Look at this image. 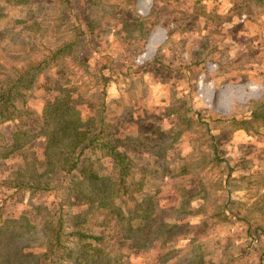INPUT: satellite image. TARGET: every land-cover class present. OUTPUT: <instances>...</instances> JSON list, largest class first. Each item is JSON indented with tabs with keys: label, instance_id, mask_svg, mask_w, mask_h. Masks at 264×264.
Masks as SVG:
<instances>
[{
	"label": "rangeland",
	"instance_id": "374dc122",
	"mask_svg": "<svg viewBox=\"0 0 264 264\" xmlns=\"http://www.w3.org/2000/svg\"><path fill=\"white\" fill-rule=\"evenodd\" d=\"M127 1L0 0V84L41 65L15 116L0 124V264H264L254 234L264 229V115L247 126L244 119L254 108L264 113V72L229 82L235 58L223 52L235 42L245 65L253 57L264 65V4L258 17L249 0L233 7L238 28L256 25L253 39L212 38L199 55L178 51L171 63L154 35L143 48L135 33L140 8L132 16ZM220 3L202 5L218 18ZM201 73L212 82L202 99ZM101 129L131 162L126 202L110 197L116 169L102 151L87 150L80 163L96 186L87 174L59 168L74 130L90 136ZM126 208L147 217L131 231L118 218ZM59 214L67 233L100 241L68 237L50 263L48 228Z\"/></svg>",
	"mask_w": 264,
	"mask_h": 264
},
{
	"label": "crops",
	"instance_id": "0c3cea01",
	"mask_svg": "<svg viewBox=\"0 0 264 264\" xmlns=\"http://www.w3.org/2000/svg\"><path fill=\"white\" fill-rule=\"evenodd\" d=\"M215 1L219 2V0H143L142 3L136 5L135 0H128V3H126L123 9L126 8V10H128L127 12L133 16L134 10L140 8L139 12L142 17L137 18L138 31L135 33L140 35L143 48L145 43L150 40V37L154 35L153 38H159L157 42L162 41L161 45L157 44L155 49L160 51L159 54L162 58L169 57L171 58L169 62L173 63L174 60L176 61L177 59L178 51H183L186 54L192 53L194 55H199L198 51L202 49V47H200L202 46L201 44L204 45L203 42L212 38H215L214 40L220 39V41H235L237 38L241 40H251L256 36L257 28L254 23H252L251 27H247L246 25H248V23H245L244 26L246 27H243V29L237 27L235 20L236 10L233 8L237 0H220L221 3L218 5V10L215 9V12L219 15L218 18L211 15L209 11L206 10V7L202 5L204 2L213 3ZM262 4H264V0H261V4L255 0L246 2L251 15L255 17L263 15L261 12L256 13L254 11L262 7ZM113 8L114 10L118 8L117 3H114L113 6H108L109 10ZM109 10L108 14L110 15L111 12ZM97 11L103 15L100 4L98 5ZM170 23H174V29L169 28ZM158 31H161V33ZM130 36H133V34ZM254 40H256V38ZM196 41H199V43H196ZM251 44L249 41L247 46H253ZM233 45H236V43L232 42L228 49H223V52H228L231 58H235H233L234 67L232 68L234 70L232 71V69H230V72H227L228 74L226 75L229 82H233V79L236 81L253 80L260 71L264 72V65H257L258 62H256L254 57L250 59L252 66L245 65L246 60L244 59L246 56L241 55L244 51H239L240 48L233 47ZM223 46H227V44L223 43ZM221 48L223 47L221 46ZM216 49L218 50V47H216ZM232 49H234V52L231 54L230 52ZM109 52L113 55L111 49H109ZM246 52H249L248 48ZM261 57L264 59V55H261ZM254 64H256V66H254ZM260 65L262 66L261 70L258 69ZM161 82L164 83V81ZM182 84L184 87L188 88L189 79H184ZM261 102L263 101L257 102L259 106L262 105ZM257 103L254 104L257 105ZM254 109L250 117L244 118L245 126H247L249 120L252 122L258 121V119L264 115V113L259 112L258 109ZM238 129L247 130L244 125ZM241 184H245L244 181H242ZM243 189L244 188L241 187L238 191H242Z\"/></svg>",
	"mask_w": 264,
	"mask_h": 264
},
{
	"label": "trees",
	"instance_id": "16d2710c",
	"mask_svg": "<svg viewBox=\"0 0 264 264\" xmlns=\"http://www.w3.org/2000/svg\"><path fill=\"white\" fill-rule=\"evenodd\" d=\"M38 67L30 68L24 73H19V75L9 82L8 86H3L0 84V124L5 121L11 120L17 113V107L15 102L17 100H24V95L22 94L23 90H27L33 81L32 72H37ZM58 104V103H55ZM103 121V119H101ZM102 123V122H101ZM73 139L71 138L70 142V151L69 153L60 157L58 163L60 170L65 174H70L75 171L79 173L81 177L86 176V180L91 182L93 186H96L95 175L89 174L88 167L81 165L82 159L85 155V152L89 149H95L102 151L106 156H108L112 164L116 169L115 179L110 187V197L121 199L126 202L132 197L130 195L131 191H128L127 179L131 171V162L129 158L124 154L119 152L109 140L104 138V131L101 129L98 133L87 136L83 131L74 130ZM71 136V137H72ZM4 139L0 134V151L3 149ZM1 157V154H0ZM2 157H5L3 155ZM214 159L217 161L219 158L216 155V149L214 150ZM86 160V159H85ZM25 184L19 183L18 187H24ZM34 190H44L45 188L39 185L32 186ZM132 200V199H131ZM118 215V214H117ZM62 215L59 214V218L56 220L53 227H49L48 231L51 234V243L50 247L47 250L46 257L50 263L54 262V257L56 252H60L66 249L65 241L69 238H77L78 240H94L100 241L99 238L89 236L80 231H71L67 233L64 231ZM124 217V222L127 224V230H132V223L138 222L145 217L143 213L138 211V209L126 208L124 212L121 209V214L118 217L119 219ZM255 237L259 238L262 242V248H264V229L259 228L254 230ZM62 249V250H61ZM69 255V253L67 254Z\"/></svg>",
	"mask_w": 264,
	"mask_h": 264
},
{
	"label": "built area",
	"instance_id": "2783aa9c",
	"mask_svg": "<svg viewBox=\"0 0 264 264\" xmlns=\"http://www.w3.org/2000/svg\"><path fill=\"white\" fill-rule=\"evenodd\" d=\"M247 20V17L245 15L241 16V21L244 22ZM264 35V33H263ZM213 68H216V65H211ZM208 86V87H212V82H205V77H204V73H201L200 75H198L197 80H195V87L197 89V95L198 98L202 99L204 97V92L201 91L203 89L204 86Z\"/></svg>",
	"mask_w": 264,
	"mask_h": 264
}]
</instances>
